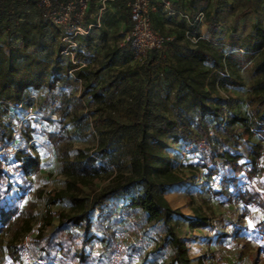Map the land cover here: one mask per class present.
<instances>
[{
  "label": "trees",
  "instance_id": "1",
  "mask_svg": "<svg viewBox=\"0 0 264 264\" xmlns=\"http://www.w3.org/2000/svg\"><path fill=\"white\" fill-rule=\"evenodd\" d=\"M91 1L93 10L95 0ZM28 6L33 10H28ZM2 17L12 19L14 28L11 41L0 44V107H3L0 108V151H5L10 146L8 142L17 138L13 159L24 180L44 165L38 146L55 153L65 187L48 196L46 202L55 204L65 200L70 204L67 211L59 212L54 225L49 226V221H45L30 239L28 249L34 259L54 264H109L118 241L115 232H118L119 242L127 244L129 249L138 241L153 238L154 249L143 255V260L169 250L170 260L165 264H204L202 257L194 260L189 257L185 240L172 225L174 216L184 218L192 230L206 226L207 221L202 216L186 217L178 208H172L165 197L172 185L182 181L165 153L171 144H176L180 152L182 148L190 147L194 155L199 154V162L208 179L218 177L217 189L211 186L214 197L243 206L257 204L264 215V191L238 187L240 180L251 181L260 175L259 159L264 152L262 142L250 144L245 154L231 153L229 141L214 125L221 114L215 100L219 91L225 90L229 83L241 82V72L246 71L252 118L249 123L264 130V26L261 22L256 21L251 32L245 34L238 33L234 27L219 31L215 25H210L209 35H196L195 41H188V50L182 53L176 47L174 35L164 34L154 27L152 14L154 29L173 37L165 51L154 49L143 57L145 60L153 57L152 66L161 55L171 54V63L167 71H163L164 85L159 82L161 91H164L160 105L149 99L147 91L139 90L136 97L138 111L130 125L112 124L102 132L93 153L78 149L71 156L67 143L56 146L59 137L54 132H42L43 143L33 142L34 131L28 123L14 138L15 130L1 115L18 105L22 107L30 90L51 92L58 82H63L69 71L83 81L81 96L89 95L95 102L103 101L106 89L117 86L114 81L95 85L98 72L87 73L88 65L80 66L77 58L62 56L61 51L66 45L61 47L60 40L65 35L60 28L41 17L33 0L25 3L7 0L0 9V21ZM101 20L102 17L99 26H92L86 34L75 36L78 46L93 41L92 31L101 28ZM89 23L95 24V21ZM181 38L184 37L177 40ZM54 40L57 43L55 56H52L50 49ZM43 51L47 52L44 57L40 55ZM95 111L98 112L99 108ZM247 122L246 117L231 115V124L241 123L248 135H252L251 125ZM103 123L100 115L94 119L95 127ZM221 131L227 134L228 128ZM131 132L135 133L134 137L126 135ZM120 139L126 143H130V139L133 141L131 167L127 173H116L110 184L93 193L90 199L81 196L79 185L91 184L106 171L104 165L97 162L119 154L114 143ZM202 142L205 146L199 148ZM242 157L245 161L240 162ZM2 159L3 154H0V264H23L18 241L31 228L33 206L28 203L25 214L16 216L18 206L13 198L17 193L7 197L12 185ZM230 186L236 189L234 197L229 194ZM122 196L126 200L121 204V212L117 213L115 207ZM243 217L242 213L239 218ZM254 226L264 238V216ZM229 237L224 234L217 238L225 242ZM234 239L231 242L234 260L210 264H264L260 246L253 248L250 240L239 239L237 235ZM123 248L126 252L125 246ZM142 264H146L145 261Z\"/></svg>",
  "mask_w": 264,
  "mask_h": 264
},
{
  "label": "rangeland",
  "instance_id": "2",
  "mask_svg": "<svg viewBox=\"0 0 264 264\" xmlns=\"http://www.w3.org/2000/svg\"><path fill=\"white\" fill-rule=\"evenodd\" d=\"M99 0H95L93 12L97 10ZM156 10L153 13L154 27L164 34L174 35L177 42L176 47L180 52L188 50V41H195L196 35L207 37L210 25H215L219 31H224L226 27H234L240 34L251 32L252 25L259 21L264 26V0L248 4L246 0H155ZM130 0H107L105 10L102 12L101 28L92 31L93 41L85 44L80 43L71 50V54H62L64 58L76 59L78 65H88L87 73L98 72L95 76V85L102 82L115 83L106 89L104 99L95 102L89 95L81 96L83 81L76 78L73 72L63 80L58 82L55 88L47 90H30L22 107L10 109L6 114L1 115L2 119L17 131L18 128L28 123L29 128L34 131L33 142L41 143L42 132H54L59 139L56 146L63 143L69 145L68 151L73 156L78 149H83L88 153H93L98 139L102 132L112 124L130 125L135 118L137 109L136 97L139 90L148 92L149 99L160 105V97L164 93L161 91L159 82H162L163 71H167L171 63V54H163L155 61L144 59L137 55L129 42L128 24V4ZM28 10H33L31 6ZM92 18L84 20L81 24L86 26L92 22ZM13 20L1 18L0 21V44L10 42L13 37ZM9 26V28H7ZM63 35H68L71 30L60 28ZM178 37H184L179 40ZM56 40L50 49L52 56H55ZM61 47L67 43L60 40ZM47 52H41L45 56ZM75 62V61H74ZM242 81L227 84L225 90L219 91L218 99H215L220 107V116L215 120L218 131L229 141L231 153L245 154L250 144L261 141L264 149V130L261 131L256 126L249 123L251 118V108L248 105V84L249 78L246 71L241 72ZM92 79V78H91ZM159 85V86H158ZM164 85V84H163ZM99 108L96 112L95 109ZM3 109V107H0ZM237 114L246 117L247 125H251L252 135H248L246 127L241 123L231 124V115ZM104 119V123L94 126V119L97 116ZM228 128V133L224 134L222 129ZM212 133V131H211ZM131 132L126 135L133 136ZM14 138L16 136L13 135ZM123 137V136H122ZM134 137V136H133ZM130 143L119 140L114 143L115 149H119V154H112L107 160H98L106 168L101 172L100 177L91 184H80V195L88 199L93 193L110 184L116 173H127L130 165L133 141ZM17 138L13 142H8V148L3 151L2 164L12 185V193H17L14 200L17 201V213L25 214L28 203L32 204L33 221L31 228L24 235L19 237V241L25 237L36 234L38 228L45 221H49V226L58 221L60 211H67L70 204L59 201L55 204H47L46 199L54 193L64 189L65 179L60 174V162L56 159V154L48 151L46 147H37V151L44 161V165L33 175L25 180L20 176L13 154L17 148ZM165 153L171 166L182 177V181L173 185L165 194L172 208H178L183 215L189 218L202 216L206 218L207 225L201 228L190 229L188 222L179 216L172 218V225L175 232L185 240L189 257L194 260L203 258L204 264L229 262L234 260L232 244L234 235L250 240L252 247H261V258H264V238L254 226L256 222L263 219V212L257 204L243 206L240 203L226 202L223 199L214 197L212 188L217 189L218 177L213 176L208 179L206 170L199 162V154L196 153L190 158H183L176 144H171ZM245 161V157L240 162ZM260 175L251 181L240 180L239 186L254 187L264 191V152L259 159ZM229 194L234 197L236 189L229 188ZM122 196L115 207L117 213L121 212V204L125 202ZM244 214L243 219L240 215ZM242 220V221H240ZM48 227V226H47ZM230 235L225 242H220L218 235ZM120 235V233H119ZM127 249L121 256L123 264H165L170 260L169 250L161 251L154 258L144 257L154 249L153 238L147 241H138L132 248L127 244H122ZM134 254L138 260H132Z\"/></svg>",
  "mask_w": 264,
  "mask_h": 264
},
{
  "label": "built area",
  "instance_id": "3",
  "mask_svg": "<svg viewBox=\"0 0 264 264\" xmlns=\"http://www.w3.org/2000/svg\"><path fill=\"white\" fill-rule=\"evenodd\" d=\"M7 0H0V9L4 6ZM12 3H25L30 0H10ZM107 0H99L97 10L93 12L91 0H33L35 6L41 13V17L58 28H65L71 30V33L65 35L62 41L66 42V46L61 54H71V50L77 47L75 41L76 35H84L92 26H99V21L102 12L105 10V3ZM157 6L155 0H131L128 4V20L129 28V42L131 48L140 57H144L147 52L157 49L165 51L167 43L173 40L172 36L160 34L152 25V14L155 12ZM86 17H91L95 24L88 23L87 27L82 26V22ZM72 59V58H71ZM72 62H74L72 60ZM72 71H69L71 73ZM17 107H21L18 105ZM19 129L13 133L17 136ZM204 143L198 145L203 148ZM1 154V152H0ZM183 158L187 159L194 155L190 147L181 149ZM118 238L114 246V250L110 255L109 264H123L121 256L123 255V245L119 242V233L115 232ZM32 235L25 237L18 243L20 259L23 264H54L52 262H43L34 259L29 253V242ZM132 260H138L134 254L131 255Z\"/></svg>",
  "mask_w": 264,
  "mask_h": 264
},
{
  "label": "crops",
  "instance_id": "4",
  "mask_svg": "<svg viewBox=\"0 0 264 264\" xmlns=\"http://www.w3.org/2000/svg\"><path fill=\"white\" fill-rule=\"evenodd\" d=\"M248 4L252 5L254 2H260L261 0H246ZM180 183V182H178ZM178 183H175L174 185H177ZM173 186V185H172ZM167 193V192H166ZM165 193V194H166Z\"/></svg>",
  "mask_w": 264,
  "mask_h": 264
}]
</instances>
